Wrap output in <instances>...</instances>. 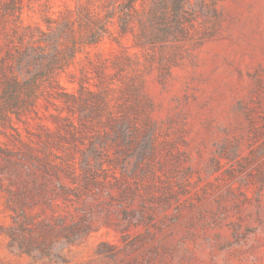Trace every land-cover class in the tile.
Wrapping results in <instances>:
<instances>
[{"label": "rangeland", "instance_id": "1", "mask_svg": "<svg viewBox=\"0 0 264 264\" xmlns=\"http://www.w3.org/2000/svg\"><path fill=\"white\" fill-rule=\"evenodd\" d=\"M126 6L0 0V264H264V0Z\"/></svg>", "mask_w": 264, "mask_h": 264}, {"label": "trees", "instance_id": "2", "mask_svg": "<svg viewBox=\"0 0 264 264\" xmlns=\"http://www.w3.org/2000/svg\"><path fill=\"white\" fill-rule=\"evenodd\" d=\"M191 0H160L155 1V7L148 8L147 7V0H126V3L128 6H126L121 12L123 13V18L121 20L125 23L123 25V31H125L128 27L127 23L130 18H135L141 23L142 31L144 32L146 29L145 21L141 19V14L146 15L149 19L158 18L163 24L166 25V22L168 21V15L169 12H172L173 17L175 18V30L176 32L173 33V36L176 34L184 33V20L187 19L188 16V6L190 4ZM141 4L142 8L138 9L137 5ZM160 5V7H159ZM160 10L159 15L156 14V10ZM117 9H114V7H111L109 9V15L108 19H113L114 14L116 13ZM151 17V18H150ZM98 39H95L94 43L99 41ZM2 83L3 88V95L2 97L5 99L6 104L8 103H17L19 102V93L23 88H32L35 84V80H29L25 83H22L16 78L8 79L6 78ZM8 101V102H7Z\"/></svg>", "mask_w": 264, "mask_h": 264}]
</instances>
